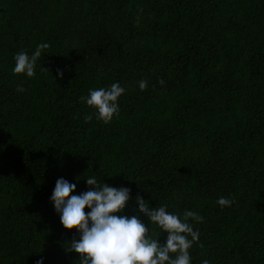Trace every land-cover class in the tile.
<instances>
[{"label":"trees","instance_id":"trees-1","mask_svg":"<svg viewBox=\"0 0 264 264\" xmlns=\"http://www.w3.org/2000/svg\"><path fill=\"white\" fill-rule=\"evenodd\" d=\"M41 43L35 76L14 74ZM113 83L105 124L80 97ZM90 177L131 189L114 215L139 195L203 216L190 264H264V0H0V264H80L50 198Z\"/></svg>","mask_w":264,"mask_h":264},{"label":"clouds","instance_id":"clouds-1","mask_svg":"<svg viewBox=\"0 0 264 264\" xmlns=\"http://www.w3.org/2000/svg\"><path fill=\"white\" fill-rule=\"evenodd\" d=\"M49 47V44L41 43L31 55L23 50L17 53L12 72L25 73L33 78L37 61ZM60 75L62 77L63 73ZM160 83L163 85L164 82ZM139 88L145 90L147 81H139ZM16 90L23 92L24 88L18 85ZM125 91L126 88L119 83H113L109 88L89 90L88 95L81 96L80 100L94 107L96 119L107 124L114 115L119 114L118 98ZM84 119L88 122L92 116L87 115ZM85 180L89 189L80 195H70L76 190V184L64 178L57 179L50 198L60 215L62 226L68 230L76 229L80 236L79 240L74 238L67 242L70 244L67 251L78 253L80 264H190L189 250L199 241V231L194 230L193 224L203 222V216L195 211H185L181 219L169 213L166 205L151 208L149 202L139 195L135 197L138 205V209H134L136 215H114L122 213L132 199L131 189L112 187L98 182L95 177ZM234 202L225 197L216 201L221 208L230 207ZM86 206L90 209L87 214L84 211ZM140 213L162 232L168 233L164 244L158 243L157 239L162 232L156 238L149 235L150 228L141 221ZM170 253H175V257H171ZM37 264H43V259L38 260ZM202 264H209V261L204 260Z\"/></svg>","mask_w":264,"mask_h":264}]
</instances>
